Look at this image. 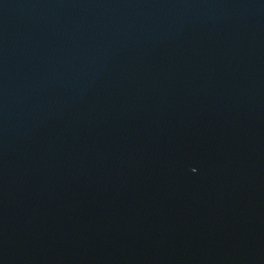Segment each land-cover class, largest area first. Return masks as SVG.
I'll use <instances>...</instances> for the list:
<instances>
[{"label":"water","instance_id":"95a60500","mask_svg":"<svg viewBox=\"0 0 264 264\" xmlns=\"http://www.w3.org/2000/svg\"><path fill=\"white\" fill-rule=\"evenodd\" d=\"M0 264H264V0H0Z\"/></svg>","mask_w":264,"mask_h":264}]
</instances>
